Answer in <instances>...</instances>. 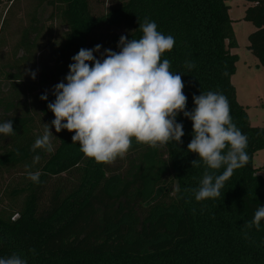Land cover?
<instances>
[{"label": "trees", "instance_id": "obj_1", "mask_svg": "<svg viewBox=\"0 0 264 264\" xmlns=\"http://www.w3.org/2000/svg\"><path fill=\"white\" fill-rule=\"evenodd\" d=\"M228 1L113 0L100 14L90 0H39L52 6L51 16L66 31L47 82L28 90L38 91L32 99L21 89L0 95V121L11 119L16 132L0 135V258L16 252L28 264H264V221L259 230L244 227L264 206V176L253 165L264 148V128L253 126L237 101L232 77L238 56L231 50L238 44ZM247 1L244 20L255 26L248 48L264 67V0ZM35 15L30 28L37 33ZM145 18L175 39L161 59L170 60V71L182 74L187 110L195 107L193 95L220 91L230 102L233 121L248 137L249 163L234 171L217 199L197 202L185 191L198 187L204 166L192 168L191 161L199 157L187 149L192 122L182 113L177 116L185 132L182 144L153 149L133 137L125 156L107 165L85 157L73 144L74 133H57L51 125L55 117L47 104L55 100L53 86L64 80L71 58L80 48L97 44L101 53L119 51L121 35L142 36L139 24ZM35 39L26 30L17 47L29 53ZM101 53H95L97 58ZM186 61L195 67L188 70ZM1 78L22 80L0 65ZM45 93L48 99L41 100ZM40 124H48L55 136L53 153L31 151L43 133ZM36 155L41 158L33 165ZM25 165L40 172L39 184L27 178ZM13 170H20L21 178L1 192L4 174Z\"/></svg>", "mask_w": 264, "mask_h": 264}, {"label": "clouds", "instance_id": "obj_2", "mask_svg": "<svg viewBox=\"0 0 264 264\" xmlns=\"http://www.w3.org/2000/svg\"><path fill=\"white\" fill-rule=\"evenodd\" d=\"M139 30V39L121 35L119 51L104 49L101 53L100 44L79 49L71 58L64 80L53 86L55 100L47 104L55 117L51 125L57 133L65 129L74 133L73 144H79L85 157L107 165L125 156L133 137L153 149L172 142L182 144L185 132L183 124L177 122L182 113L192 122V139L187 149L199 157L191 161L192 168L204 166L198 187L185 191L191 192L197 202L217 199L234 171L249 163L248 137L233 121L230 102L220 91L193 95L195 107L187 110L182 74L170 71V60L161 59L162 54L173 49L174 37L158 31L155 21L148 18L139 24ZM95 53H101L100 58ZM184 66L188 70L195 67L187 61ZM26 72L35 79L36 72ZM40 99L47 100V93ZM0 135H16L11 119L0 121ZM53 137L50 126L44 124V131L35 139L31 151L53 153ZM40 158L34 156L33 165ZM31 167L25 165L27 178L39 184L40 172L31 171ZM222 168L223 172L217 174ZM262 221L264 206H258L244 227L259 230ZM0 264L28 261L13 252L0 258Z\"/></svg>", "mask_w": 264, "mask_h": 264}, {"label": "rangeland", "instance_id": "obj_3", "mask_svg": "<svg viewBox=\"0 0 264 264\" xmlns=\"http://www.w3.org/2000/svg\"><path fill=\"white\" fill-rule=\"evenodd\" d=\"M90 1L94 12L101 14L113 0ZM227 4L230 6L229 15L238 44L231 50L238 56L236 73L232 77V83L237 91V101L246 107L251 124L264 128V67L248 48L249 35L255 31V26L244 20L249 3L247 0H229ZM52 12V6L47 3L41 5L39 0H15V2L4 0L0 5V65L4 66L5 72L20 74L22 77L20 83L1 78L0 95L12 96L17 93V89H21L28 99H32L38 91L29 93L30 87L34 86L39 90L40 81L47 82L46 74L54 64V56L66 31V26L51 16ZM34 13L38 19L37 33L30 28ZM26 30L31 41L37 37L36 47L29 53L25 51V47H17ZM114 32L118 31L114 30ZM26 70L36 72L35 79ZM24 98L23 95L22 100ZM41 129L44 131L42 124L39 126V130ZM253 165L255 168H260L259 174L264 176V148L255 154ZM21 173L20 170L5 173L1 181V192L13 181H18L22 176Z\"/></svg>", "mask_w": 264, "mask_h": 264}]
</instances>
